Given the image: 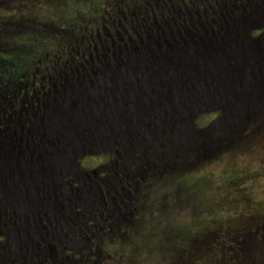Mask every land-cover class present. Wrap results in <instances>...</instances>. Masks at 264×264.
<instances>
[{"label": "trees", "instance_id": "16d2710c", "mask_svg": "<svg viewBox=\"0 0 264 264\" xmlns=\"http://www.w3.org/2000/svg\"><path fill=\"white\" fill-rule=\"evenodd\" d=\"M152 1L161 13L154 5L145 8L150 13L140 8L136 13L141 12L143 22L130 23L140 31L124 23L126 31L118 30L119 21L114 25L113 39H124L118 66L103 67L101 57L90 51L91 70L99 67L97 74L109 78V87L116 81L114 94L95 75L72 68L76 60L84 66L83 52L98 49L92 31L61 28L50 20L47 28L63 40H47L44 46L54 45L57 51L52 54L44 47L48 63L29 67L32 54L23 38L16 39L27 30L35 32L28 26L27 18L32 17L24 8L18 13L21 3V9L8 14L14 17L1 14L0 53L16 50L19 56L0 58V264H89L82 255L86 251L95 254L94 264L106 254V239L121 235L119 239L129 241V236L132 242L140 199L147 198L145 187L152 180L199 170L243 148L256 130L264 128V0ZM133 13L126 12L128 20ZM42 33H32L33 39ZM61 45L64 51H59ZM104 55L112 60L110 53ZM85 77L89 80L83 81ZM137 88L141 91L134 94ZM124 89L129 93L121 92ZM90 93L109 98L97 108V103L87 102L85 95L91 97ZM44 99L54 103L52 107ZM126 104L132 105V114L122 107ZM115 106L125 113H117ZM205 114L213 115L198 122ZM55 125L62 130L57 136L52 133ZM64 137L72 139L77 155L61 143ZM83 149L90 153L80 165ZM64 151L75 165V175L60 183L61 172L55 173L51 164ZM40 165L44 166L38 169ZM237 177L233 187L241 196L244 187L236 185ZM167 192L159 193L166 197ZM191 194L177 197L179 202L169 208L192 207ZM255 204L250 206L253 211L225 222L208 212L204 221L209 224L199 223L184 234L169 231L167 226L178 224L168 218L149 222L155 213L148 207L152 215L147 228L161 234L156 244L170 246L179 264H264V212H254L259 209ZM226 207L225 201L222 208ZM86 210L98 230L78 234L76 230L84 227L79 218ZM73 221L79 222L72 226ZM82 238L90 241L83 252ZM138 255L132 259L141 260Z\"/></svg>", "mask_w": 264, "mask_h": 264}, {"label": "rangeland", "instance_id": "374dc122", "mask_svg": "<svg viewBox=\"0 0 264 264\" xmlns=\"http://www.w3.org/2000/svg\"><path fill=\"white\" fill-rule=\"evenodd\" d=\"M176 1L179 0H171V2ZM17 3H21V5L23 6L22 10H20L18 13L23 12V10L26 9L27 14L32 17L27 18V20H29L28 26L33 25L37 29H35V32H30V30V33L27 30L24 34H22V37L17 36L16 39L21 40V38H23L26 49L28 51L27 53L32 54V59L34 60V62L32 63L31 61H29V67H31V65L35 62L37 64L38 61H42V67H44L48 63L49 57L45 56L46 52L44 50V47H47L44 46L47 40H49L50 38L51 40H56V42H60L63 40L58 37L59 32L56 34V32L53 33L47 28L51 23L50 20H55V25H61V28L69 26L73 29L75 28L79 30H86L88 32L92 31L94 33V43L96 44L98 49H94L93 47H91L92 49H90L89 52H86L84 50L85 52L82 53V57H87V59H84V66L82 63L78 64L76 60L71 63L72 68L76 70L78 66L77 72H88V74L93 75V77L95 75L96 77H98V81L100 80L104 83L102 87L106 91H108V88H110V91H112L113 94L116 91V84H114V82L116 81H111L112 83L109 87V83L106 80L109 78L106 76H102V78L100 77V74H97V70L99 69V67H97V70L94 69L95 72L91 70L90 65L93 62V56L90 51L94 52L96 55L98 54L101 57L102 62L99 61V64H102L103 67H108L111 65L114 67L118 66L119 62L121 61V54L118 53V50L120 49L119 46L124 39L119 37H116L118 39L116 41L113 39L116 29L118 28V30H123L125 32L126 30L122 28L123 23L127 27L131 28L133 32H135V30H133L134 28L139 29L134 25L138 24V21H140L141 23L143 22V17H140L141 12L136 13L140 10V8L144 13H150V11L145 10V8H150L152 5H154V8L158 12V8L152 0H4L1 1L0 4V26H4L2 15L8 17L11 16L8 14H10V12H13V8L18 7L16 8V10L21 9L17 5ZM41 6H45L43 7L44 9ZM6 7H11V9L4 10ZM134 11L135 13L131 14L130 16V18L132 19L128 20L126 17V12L128 15ZM18 13L12 14L16 16ZM160 13L161 12H158L159 15ZM120 15H123V17L121 18ZM118 21L121 24V27L116 28L114 25L118 23ZM130 23L134 25H130ZM107 25H113L114 27L112 26L108 30ZM55 28L61 29L60 27ZM39 30L43 32L41 34V37L33 39L34 37L32 33L39 34ZM110 31H112L113 35ZM138 31H140V29ZM65 42L66 44H69V41L66 40ZM96 42L99 45H97ZM127 42L133 43L131 38H127ZM108 44H111L110 51H107ZM109 46L110 45H108V47ZM113 48L116 50V52H112ZM47 49L52 54L54 53V51H57L54 45H52V47L48 46ZM79 49L86 48L80 47ZM60 50L64 51L63 45L60 46L59 51ZM106 53H110L112 60H109V58L104 55ZM12 55L19 56V52L16 50H13L12 52H3L0 53V58H6ZM39 56L43 57V59L38 60ZM117 57H119V59H117ZM105 58H107L108 60H106ZM39 65L40 64H37V67ZM34 66L35 64L32 65V67ZM105 69L106 68H104V70ZM122 74L125 76L127 75L126 73ZM88 78L89 77H85L83 81L89 80ZM121 84H124V79H122ZM137 89L138 91L133 90L134 94L139 93V90L141 91V89ZM125 91L129 93V89H124L121 92ZM90 95L91 97L85 95L86 98L90 99H88L87 102H89L92 106L94 105V103H97V108L101 105L102 99L105 100L106 98H109V94H107V96L102 95V98L95 97L92 93H90ZM125 100L126 102H130L129 100H132L134 101L133 103H138V100L136 98L135 100L131 98H129V100ZM44 101L47 107H52V105L54 104H49L45 99L43 100V102ZM104 106L107 105L104 103ZM115 107H117V113H119L120 110L125 113V109H128L132 114V111L130 110L132 109V105L122 106L125 109H118V106ZM213 114H205L203 116H200L197 121L199 122L201 121V119L207 120L208 118L212 117ZM97 115H100V110ZM82 117L84 116L82 115ZM54 123L56 122H53V125ZM59 128L60 125L52 126V133L54 134V136H57L58 132L62 131ZM70 142H72V139H70L69 137H64L63 140H61V143L64 145V147L65 145H67L66 148L68 152H70L72 155H77L78 150L74 153L75 149L73 150V143L71 144ZM247 142L248 143L245 144L243 148L235 151L231 150V153H224L219 159H217V161L209 162L208 164L203 165L202 168L200 167L199 170L197 169L179 175L175 174L168 175L167 177L157 178V183L152 180L150 184L145 187V191H147L145 197L147 198L145 200L140 199L139 205H141L142 208H139L137 211V213L139 214V225L137 226L136 221L133 223L134 233L132 236V242L134 241L135 244H138L140 246V248H135V244L134 242L132 243L130 241L131 237L129 236L127 237L129 238V241L127 239H119L120 237H122L121 235H119V238L106 239V244H103L106 250V254L100 260H96L94 264H179V262L173 260V258L171 257L173 253H171L170 246L164 248L162 245L156 244L159 242L158 238L163 239L161 234L157 232V230H148L147 217L152 215L149 214L148 207L153 208V214L155 213V215H153L155 218L152 219L150 217L149 219L151 221L149 222H152L154 220L162 221V219L167 218L170 221L173 220L175 224H178L177 227L173 228V226L171 225L167 226V229L169 231H176V234H184L188 229L192 231V229H195L200 224H209L208 221L205 223L204 218H208L209 216L207 213L211 211H214L215 215L218 214V222H225L242 213L244 214L250 212L251 210L253 211L254 208L250 207L253 202L256 203V208H259L254 212H264V128L256 130L252 135V138ZM84 150L86 149H83L82 151ZM88 153L90 152L84 151L81 157L80 154L78 155L80 165L86 163V157ZM26 154L28 153L26 152ZM43 163L46 164L49 162H47V160H44ZM44 165H40L38 169H40L41 166ZM51 166H53V170H57L55 173H59L58 171L61 172V174L58 176L61 181L60 183L65 182L63 181V179L66 181L69 179H74L72 173L74 174L75 172V165L70 161L69 153L65 151L60 153L57 159L55 158V161L51 164ZM238 174H240L239 177H237ZM236 177L238 181L236 185H238L239 187H244V190H240L241 196L235 195L236 191L234 189L236 187L233 186L235 185ZM160 191H168L166 193V197L163 196V193H159ZM187 191H190L192 193L190 197L192 196L194 198L193 201L199 206L197 207V205L193 202L194 205L192 207L189 205L184 209L182 208L180 211H174L173 209H171L174 201L179 202V200H177V197L182 195L184 196ZM145 197L143 196L142 198ZM152 199V202L148 201ZM190 201H192V198H190ZM225 201L227 202L229 207L222 208L225 205ZM63 208H65V206ZM63 208H61L60 211ZM83 214L79 218L80 224L84 225L83 230L81 231V229L79 228L78 230H76V232L78 231V234L81 232L83 233V231L92 233L91 228L98 230V227L93 224L94 219L92 217L94 216H90V212L88 210L84 211ZM201 220H203L204 222L201 223ZM78 222L79 221H73L72 226L78 224ZM248 223L252 224L253 221L249 220ZM103 229L104 228H101V231ZM106 233L107 232H103L102 234ZM126 234L127 233L125 232L122 235L126 236ZM77 237L81 238L79 235H77ZM258 237L259 236H257V239H260ZM84 238H82V241L80 239L83 245L82 250H80L81 252L87 250V245L90 242L89 240ZM94 238L96 239L97 236ZM110 245H112L113 247ZM163 248L165 250H163ZM138 253V257L140 256L142 259H132ZM82 255L85 256V259L89 264H93V260L95 259L93 257L95 256L94 253L86 251ZM139 260L142 262H139ZM183 263L189 264L188 261H184Z\"/></svg>", "mask_w": 264, "mask_h": 264}]
</instances>
